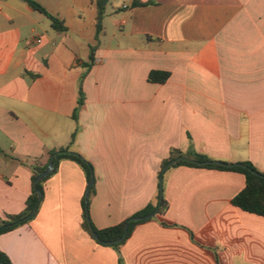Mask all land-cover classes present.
Instances as JSON below:
<instances>
[{
  "label": "crops",
  "instance_id": "1",
  "mask_svg": "<svg viewBox=\"0 0 264 264\" xmlns=\"http://www.w3.org/2000/svg\"><path fill=\"white\" fill-rule=\"evenodd\" d=\"M35 1L66 30L23 0H0V220L25 209L31 167L76 129L71 150L94 168L96 229L157 202L171 149L264 172V0H110L98 42L92 0ZM151 71L170 77L153 84ZM88 184L61 160L36 216L1 234L0 251L13 264H119L83 228ZM244 186L237 172L171 167L168 209L134 228L124 264H264V217L231 203Z\"/></svg>",
  "mask_w": 264,
  "mask_h": 264
},
{
  "label": "trees",
  "instance_id": "2",
  "mask_svg": "<svg viewBox=\"0 0 264 264\" xmlns=\"http://www.w3.org/2000/svg\"><path fill=\"white\" fill-rule=\"evenodd\" d=\"M26 3H28L34 10L38 11L39 13L45 15L51 22V26L53 29H55L58 32H64L66 30V27L64 26V22L57 17L53 16L50 14L41 4L36 2L35 0H23ZM97 8V25H96V41H99L100 34L102 32V21L105 16L106 12V6L109 3L110 0H92ZM149 3H141V2H136L135 5L137 6H146ZM96 44L95 46H91V53L89 57V62L86 63V66L89 67L93 61H94V53L97 48ZM85 77V75L82 76V79ZM170 77L169 72L165 71H151L148 75V81L153 84H164ZM84 104L83 96H82V87H80V96L77 102V106L72 114V118L74 120H77V115L79 110ZM78 129H76L72 136H71V142L69 146L66 148H62L60 151H68V153H60L53 161L54 163V168L52 172L43 180H41L39 183H37L38 189L41 191L42 196L41 198H38V194L34 188V180L45 171V169L48 166L49 159L47 160L46 163L44 164H34L31 167L32 170V191L31 194L29 195L27 201H26V206L25 209L17 215H8L4 219L0 220V235L3 233H6L8 231H11L15 228H17L20 225L29 223L37 214V211L39 209V205L42 202L43 199V192H44V183L46 180L51 177L58 169L59 162L63 159H68L73 162H75L83 172L85 173L87 182L89 183L91 179L94 177V168L93 165L85 158H83L79 153L72 151L71 146L74 143L75 137L77 135ZM55 151H52L49 153L50 155H53ZM180 156H186L189 158H193L197 161L204 162V161H212L213 159L209 158L206 155L199 154L196 152H187L184 153L179 149H171L169 152V156L164 159L161 163V168L159 172V176L161 177L162 172L164 167L167 165V163L173 159H176ZM243 167H226L222 166L217 163H211L208 165H195L191 164L188 162H178L174 164L172 167H177V166H188V167H194V168H207V169H216V170H222V171H232V172H237L242 174L245 177V186L244 188L232 199V205L247 212L250 214L258 215L264 217V172L259 171L252 163L250 162H242ZM94 182L90 188V195L94 193ZM159 196L157 197L158 201ZM157 202L156 203H150L147 207H145L143 210L137 212L134 214L132 217L136 216H144L147 214L152 213L156 208H157ZM36 208L35 213L30 217L27 218L31 212ZM85 215H84V221H83V228L84 230L91 236L92 231L98 234L99 240H96L99 244L101 245H106V242H111L114 240L119 239L125 231V225L126 222L130 219H126L123 222L111 226L105 229H96L92 222L90 220L88 221V211L87 207H85ZM168 209V203L163 198L159 214H165V212ZM147 221V220H146ZM145 221H135L131 222L129 227H128V232L126 235V238L123 242L118 243V244H113L109 245L113 248H115L118 251L119 254V264H124L123 257L121 256L120 253V247L125 243V241L130 237L131 233L133 232L134 228L138 225L141 224ZM7 224H13L12 226L1 229V226L7 225ZM165 226H167L166 223H163ZM94 238V237H93ZM0 264H13L10 260V258L2 251H0Z\"/></svg>",
  "mask_w": 264,
  "mask_h": 264
},
{
  "label": "water",
  "instance_id": "3",
  "mask_svg": "<svg viewBox=\"0 0 264 264\" xmlns=\"http://www.w3.org/2000/svg\"><path fill=\"white\" fill-rule=\"evenodd\" d=\"M60 153H68V151H57V152H55L50 157L48 166L45 169V171L43 173H41L40 175H38V177L34 180V188H35V190H36V192L38 194V198H41L42 193L38 189L37 183H39L41 180H43L44 178H46L52 172V170L54 168L53 161H54V159ZM178 162H188V163L195 164V165H199V166L208 165V164H211V163H217V164H220V165L226 166V167H243V164H241V163H226V162H222V161H218V160L200 162V161H197V160H195L193 158H189V157H186V156H180V157H178L176 159H173V160L169 161L167 163V165L164 167L163 172H162V175H161V177L159 179V198H158L157 208L152 213H150V214H147V215H144V216H136V217L130 218L126 222L124 234L119 239H117V240H114V241H111V242H106L107 245H113V244H118V243L123 242L125 240V238H126V235H127V232H128V227H129V225H130L131 222H135V221H146V220L155 218L159 214V210H160V207H161V204H162V201H163L164 174H165V172L168 169H170L174 164H176ZM92 184H93V178L89 182L88 187H87V190H86L85 207H87V200H88V197H89L90 188H91ZM35 211H36V208H34V210L31 212V214L27 218H30L35 213ZM88 221H89V218H88ZM12 225L13 224L3 225V226H1V229L8 228V227H10ZM92 235H93V237L96 240H99V236H98L97 233H95L94 231H92Z\"/></svg>",
  "mask_w": 264,
  "mask_h": 264
},
{
  "label": "rangeland",
  "instance_id": "4",
  "mask_svg": "<svg viewBox=\"0 0 264 264\" xmlns=\"http://www.w3.org/2000/svg\"><path fill=\"white\" fill-rule=\"evenodd\" d=\"M157 203H158V201H157Z\"/></svg>",
  "mask_w": 264,
  "mask_h": 264
}]
</instances>
